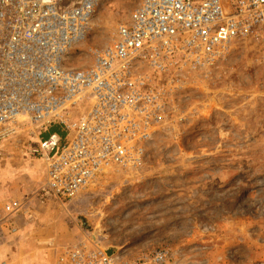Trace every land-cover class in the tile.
Returning <instances> with one entry per match:
<instances>
[{"label": "built area", "instance_id": "built-area-1", "mask_svg": "<svg viewBox=\"0 0 264 264\" xmlns=\"http://www.w3.org/2000/svg\"><path fill=\"white\" fill-rule=\"evenodd\" d=\"M103 1L0 0V143L26 121L64 132L39 136L30 150L46 166L42 202L73 201L103 173L140 169L184 79L234 42L264 40V0H140L109 44L89 49L90 66H67ZM171 256L121 263L81 242L56 264H170Z\"/></svg>", "mask_w": 264, "mask_h": 264}, {"label": "rangeland", "instance_id": "rangeland-1", "mask_svg": "<svg viewBox=\"0 0 264 264\" xmlns=\"http://www.w3.org/2000/svg\"><path fill=\"white\" fill-rule=\"evenodd\" d=\"M139 2L104 0L66 65L90 66L89 49L109 44ZM182 89L140 169L110 170L73 201L43 203H61L55 213L69 230L117 249L111 258L121 263L168 250L170 264H264V40L234 42ZM16 127L0 143V168L41 161L30 150L47 131L27 121Z\"/></svg>", "mask_w": 264, "mask_h": 264}, {"label": "crops", "instance_id": "crops-1", "mask_svg": "<svg viewBox=\"0 0 264 264\" xmlns=\"http://www.w3.org/2000/svg\"><path fill=\"white\" fill-rule=\"evenodd\" d=\"M24 160L0 168V264H56L59 246L80 244L82 236L65 225L66 215L55 213L61 203L39 199L44 162Z\"/></svg>", "mask_w": 264, "mask_h": 264}, {"label": "trees", "instance_id": "trees-1", "mask_svg": "<svg viewBox=\"0 0 264 264\" xmlns=\"http://www.w3.org/2000/svg\"><path fill=\"white\" fill-rule=\"evenodd\" d=\"M53 134H60L62 137L64 136V132L63 130L57 128V127H54V128H51L49 129L46 133H45V136L46 137H50L51 135Z\"/></svg>", "mask_w": 264, "mask_h": 264}, {"label": "water", "instance_id": "water-1", "mask_svg": "<svg viewBox=\"0 0 264 264\" xmlns=\"http://www.w3.org/2000/svg\"><path fill=\"white\" fill-rule=\"evenodd\" d=\"M104 251L108 254V256L112 257L115 255V253L117 252V249H104Z\"/></svg>", "mask_w": 264, "mask_h": 264}]
</instances>
